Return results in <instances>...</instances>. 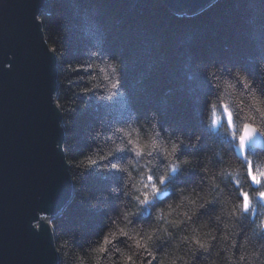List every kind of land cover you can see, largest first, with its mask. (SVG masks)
Here are the masks:
<instances>
[{
	"label": "trees",
	"instance_id": "1",
	"mask_svg": "<svg viewBox=\"0 0 264 264\" xmlns=\"http://www.w3.org/2000/svg\"><path fill=\"white\" fill-rule=\"evenodd\" d=\"M48 11L42 13L40 22L58 63L57 105L73 184L71 202L51 221L59 264H79L77 254L88 258L87 250L98 245L113 221L120 219L121 207L136 206L124 196L126 174L111 165H123L128 159L139 165L143 157L137 160L125 150L91 167L81 164L93 149H99L101 139L110 144L109 136L128 144L158 130L162 137L181 136L187 141L177 159L189 157L192 163L182 166L168 182L171 195L162 193V198L131 217L134 225L152 226L155 210L177 200L181 186L211 195L214 203L201 209L193 223L211 222L219 200L236 196L234 178L227 173L224 178L216 177L220 188H213L201 169L207 168L211 174L231 164L243 166L234 152L243 122L233 114L228 134L223 131L228 116L218 108L221 119L217 127L206 124L210 98L216 95L208 70L222 68L223 75L231 76L239 69L264 94V0H217L193 16L174 14L161 0H50ZM110 61L117 62L116 87H111L117 76L107 68ZM97 66L106 68L107 82ZM93 75L104 89L92 88L97 82L89 79ZM197 137L200 139L194 143ZM246 160L258 174L264 150L249 149ZM129 170L133 176L139 175L131 166ZM235 179L243 181L242 174ZM241 187L250 185L242 182ZM251 188L257 190L255 185ZM261 217L264 203L257 199L241 222L237 252L240 240ZM183 228L174 231L173 239ZM250 241L253 246L264 244V231L253 234ZM116 244L128 247L124 237ZM154 248L159 257L171 249V241H157ZM223 255L221 252L220 257ZM212 259L211 252L198 253L193 264H211ZM87 264H93L92 259ZM220 264L225 262L221 259Z\"/></svg>",
	"mask_w": 264,
	"mask_h": 264
},
{
	"label": "clouds",
	"instance_id": "2",
	"mask_svg": "<svg viewBox=\"0 0 264 264\" xmlns=\"http://www.w3.org/2000/svg\"><path fill=\"white\" fill-rule=\"evenodd\" d=\"M97 67L101 73V79L107 82L109 78L106 68ZM116 67L115 61L107 64V68L117 76L116 83L111 87L118 85ZM222 73V68L208 70L216 95L210 98L206 124L210 128L217 127L221 119L218 114V108H220L228 116V127L223 130L228 134L231 135L233 114L243 122L246 135L253 134L248 131L249 128L264 132V94L260 93L256 82L239 69L232 71L231 76ZM89 79L97 81L96 75ZM92 88L104 89V85L97 81L92 84ZM152 127L155 129L156 124L154 123ZM116 131L124 134L123 129L118 128ZM108 139L111 140L110 144H106L101 139L99 149H93V153L81 161L84 167L106 161L116 152L125 150L131 151L137 160L141 157L144 159L139 165L133 159H128L123 165H111V168L126 174L123 181L124 196L130 197L136 206L121 207L120 219L113 221V227L105 233L98 245L87 250L88 258L92 259L93 264H145V262L146 264H154V262L156 264H193L198 253L210 252L213 257L211 264H220L221 259L225 264H264V244L253 246L250 241L253 234L258 235L264 231V217H261L254 228L240 240V250L236 251L237 237L243 231L240 225L244 216L255 208L257 199L264 203V187H260L264 185V163L257 166L259 170L257 174L251 170L250 160H245L242 153L243 166L231 164L211 174L207 168L201 169L208 175L207 183L213 188H220L216 177L224 178L227 173L229 177L234 178L236 196L229 195L219 200L217 212L211 222L208 219H202L193 223L201 209L214 203L211 195L191 187L181 186L177 189L178 199L158 207L154 212V224L146 227L134 225L131 217L137 215L153 200L162 198V193L171 195L166 187L168 182L181 171L182 166L192 163L189 157L177 159L181 145L187 144V141L181 136L162 137L158 130L148 137L141 136L136 142L129 140L128 144L117 143L111 136ZM199 139L197 137L194 143H198ZM158 160H162L163 163L158 164ZM129 166L136 169L139 175L133 176ZM107 167L105 165V168ZM241 174L243 181L235 179ZM242 182H248L250 187H241ZM251 185H255L257 190L253 191ZM182 225H184L183 231L173 239L174 231L180 229ZM121 237L126 238L127 248L116 244V240ZM157 241H171V249L158 257L154 248ZM221 252L224 254L223 257H220ZM76 258L79 264H87L88 258L79 254Z\"/></svg>",
	"mask_w": 264,
	"mask_h": 264
},
{
	"label": "water",
	"instance_id": "3",
	"mask_svg": "<svg viewBox=\"0 0 264 264\" xmlns=\"http://www.w3.org/2000/svg\"><path fill=\"white\" fill-rule=\"evenodd\" d=\"M197 14L217 0H162ZM50 0H0V264H59L52 226L71 202L73 184L56 103L58 63L40 22ZM243 127L234 152L264 150V136ZM243 137V139H241ZM38 224V227L36 225Z\"/></svg>",
	"mask_w": 264,
	"mask_h": 264
},
{
	"label": "rangeland",
	"instance_id": "4",
	"mask_svg": "<svg viewBox=\"0 0 264 264\" xmlns=\"http://www.w3.org/2000/svg\"><path fill=\"white\" fill-rule=\"evenodd\" d=\"M161 2H162V4L170 11V12H172V13H174V14H177V15H186V16H193V15H191V14H189V15H187V14H184V13H182V12H179V14L177 13V12H173L162 0H161ZM200 13V12H199ZM198 14V13H197ZM194 15H196V14H194ZM56 103H57V98H56ZM59 108V107H58ZM264 136V135H263ZM238 145V143L236 144V146ZM254 150H258V149H255V148H253ZM248 152V151H247ZM247 156V155H246ZM244 163V162H243ZM69 172H70V168H69ZM53 220V218H51V217H48V220H46V222L47 223H49L50 225H51V221ZM38 226V224L36 225V227ZM52 226V225H51Z\"/></svg>",
	"mask_w": 264,
	"mask_h": 264
},
{
	"label": "bare ground",
	"instance_id": "5",
	"mask_svg": "<svg viewBox=\"0 0 264 264\" xmlns=\"http://www.w3.org/2000/svg\"><path fill=\"white\" fill-rule=\"evenodd\" d=\"M47 12H49V11H47ZM42 13H43V12H42ZM42 13H41V15H42ZM177 13L179 14V12H177ZM41 15H40V16H41ZM59 110H60V109H59ZM62 125H63V123H62ZM63 128H64V127H63ZM240 135H241V134H240Z\"/></svg>",
	"mask_w": 264,
	"mask_h": 264
}]
</instances>
